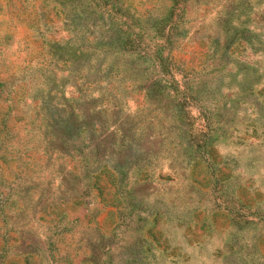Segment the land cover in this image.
<instances>
[{
	"label": "rangeland",
	"instance_id": "374dc122",
	"mask_svg": "<svg viewBox=\"0 0 264 264\" xmlns=\"http://www.w3.org/2000/svg\"><path fill=\"white\" fill-rule=\"evenodd\" d=\"M0 264H264V0H0Z\"/></svg>",
	"mask_w": 264,
	"mask_h": 264
}]
</instances>
